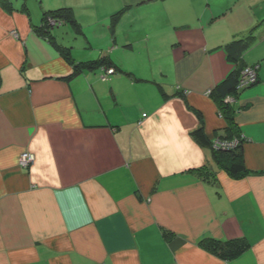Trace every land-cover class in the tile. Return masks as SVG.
<instances>
[{
  "label": "crops",
  "instance_id": "1",
  "mask_svg": "<svg viewBox=\"0 0 264 264\" xmlns=\"http://www.w3.org/2000/svg\"><path fill=\"white\" fill-rule=\"evenodd\" d=\"M34 1L0 0V264H264V0ZM62 8L87 45L50 37L76 63L109 57L110 80H68L35 32ZM249 36L232 61L226 45ZM255 65L258 82L231 103L247 171L235 178L193 133L225 138L210 94ZM210 239L249 248L224 259Z\"/></svg>",
  "mask_w": 264,
  "mask_h": 264
},
{
  "label": "trees",
  "instance_id": "2",
  "mask_svg": "<svg viewBox=\"0 0 264 264\" xmlns=\"http://www.w3.org/2000/svg\"><path fill=\"white\" fill-rule=\"evenodd\" d=\"M5 5L6 2L4 1ZM4 6V5H3ZM122 12L116 14L112 18L111 29L114 32L116 29V24ZM51 21L60 23L58 26L70 25L73 31L77 33H82L81 28L78 26L75 14L72 8H62L56 11H50L43 16V25L41 27H35V32L41 36L47 37L50 42H54V39L50 37L51 30L57 26L50 25ZM253 42V36H249L245 39H241L226 45L225 50L227 51L230 59L236 63L241 60L242 55L249 50ZM55 47L65 58V60L72 66L73 73L67 79L70 80L74 77L79 76L84 71H95L100 70L102 67L108 69H114L116 72L115 64L109 57L102 56L100 59L92 60L88 62L76 63L72 56V48L65 47L54 42ZM246 67L238 68L234 71L222 84H220L210 96L216 101L219 107V113L223 116L228 126L226 128L225 138H219L217 140L225 141H239L237 147L228 150H216L213 148V142H211L204 133L203 128H199L193 133V137L201 146L209 147L214 151L215 162L224 169L230 176L238 178L244 176L247 171L244 167L242 160V143L240 130L235 122V115L237 109L234 104L227 103L226 100L229 97L237 98L239 95L238 87L242 77V73ZM1 86V77H0ZM201 177L207 179L214 177V173L208 171L207 168L197 170ZM202 247L214 253L224 259H234L240 256L249 248V243L245 239L231 240V241H217V240H206L202 243Z\"/></svg>",
  "mask_w": 264,
  "mask_h": 264
},
{
  "label": "built area",
  "instance_id": "3",
  "mask_svg": "<svg viewBox=\"0 0 264 264\" xmlns=\"http://www.w3.org/2000/svg\"><path fill=\"white\" fill-rule=\"evenodd\" d=\"M50 25L52 26H58L61 25V22H55L51 21ZM13 37L18 38L19 35L16 31L12 32ZM260 69L259 65L251 66V67H246L242 73V77L239 83L238 91H243L249 87H252L254 84L257 83L258 81V71ZM101 72V79L103 81H108L110 80L113 76L117 74V72L114 69H108L106 67H102L100 69ZM210 94V93H209ZM226 102H234L233 97L227 98ZM146 117V115H144ZM239 144V141H225V140H215L213 143V148L216 150H228V149H233L237 147ZM35 160L34 155L30 153H23L20 159V164L22 167H29Z\"/></svg>",
  "mask_w": 264,
  "mask_h": 264
},
{
  "label": "rangeland",
  "instance_id": "4",
  "mask_svg": "<svg viewBox=\"0 0 264 264\" xmlns=\"http://www.w3.org/2000/svg\"><path fill=\"white\" fill-rule=\"evenodd\" d=\"M32 2L36 3L34 0H32ZM106 1L104 0H101V7L103 8V4L105 3ZM41 3L43 4V1L42 0H37V4H36V8L39 9L41 7ZM43 6V5H42ZM103 14V12H102ZM122 17V14L121 16L119 17L118 21L120 20V18ZM129 17V16H128ZM113 18V16H112ZM111 26H112V23H111ZM52 32L54 31L55 33H58L59 34V37L60 38H64L68 41H70V44L72 43H76L77 46H82V49L87 45L86 42H84L82 39H80V34L79 33H75L73 31V28L72 26L70 25H67V26H57L55 28H53L51 30ZM258 82V81H257ZM255 85V84H254ZM231 104V102H228Z\"/></svg>",
  "mask_w": 264,
  "mask_h": 264
},
{
  "label": "water",
  "instance_id": "5",
  "mask_svg": "<svg viewBox=\"0 0 264 264\" xmlns=\"http://www.w3.org/2000/svg\"><path fill=\"white\" fill-rule=\"evenodd\" d=\"M111 49L109 48V51H110Z\"/></svg>",
  "mask_w": 264,
  "mask_h": 264
}]
</instances>
